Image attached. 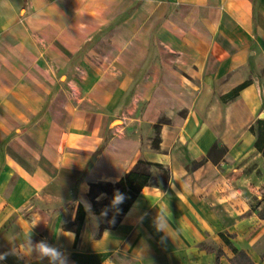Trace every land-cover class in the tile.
<instances>
[{"label":"crops","instance_id":"1","mask_svg":"<svg viewBox=\"0 0 264 264\" xmlns=\"http://www.w3.org/2000/svg\"><path fill=\"white\" fill-rule=\"evenodd\" d=\"M257 12H264V0H0V254H7L0 264H60L40 256L35 245L41 241L58 249L64 264H187L174 251L215 225L188 178H171L172 201L147 185L115 227L97 231L87 214L88 182H117L139 159L133 156L140 142L109 136V108L127 98L153 41L157 54L132 101L141 99L142 88L151 90L153 124L160 112L188 108L187 118L173 117L159 130L160 143L176 136L183 145L173 150L178 163L187 169L202 153L204 140L197 137L206 129L218 134L208 120L215 113L229 130L243 128L239 141L264 158L249 131L264 117V14ZM173 64L196 73L191 97L187 84L170 96L173 84L163 77ZM245 81L236 98L221 100ZM235 152H242L239 142L215 140L206 162L217 165ZM213 177L215 170L207 168L200 183ZM75 190L66 207L48 203ZM185 198L189 206L182 209L177 199ZM79 203L87 212L75 243L74 231L63 224L75 220ZM220 233L253 264H264V250L253 239L238 247L223 230L217 237L232 256L220 262L223 251L208 248L194 252V264H233Z\"/></svg>","mask_w":264,"mask_h":264},{"label":"rangeland","instance_id":"2","mask_svg":"<svg viewBox=\"0 0 264 264\" xmlns=\"http://www.w3.org/2000/svg\"><path fill=\"white\" fill-rule=\"evenodd\" d=\"M257 14H264V12H257ZM254 29L256 32L257 23H254ZM154 34L155 33H153V39ZM255 36L256 33L254 37ZM142 46V43H140L139 53H141ZM256 49L257 44L254 40V44L251 46L253 55L256 52ZM156 54L157 43L153 41L150 43L149 57L143 62L139 69V73L136 75L132 83H130L126 92L127 98L125 97L126 99H124L125 101H119V103L114 102V104L110 105L109 111L113 116H111L109 123V136H117L126 140L135 139L140 142L139 150L136 151L133 156L135 161L138 158H143L163 163L164 170H166L165 173H167L168 177L164 178L163 170L152 169L153 181L149 185V189L154 191L158 190L159 192L161 191L166 199L172 201L177 197L168 192V189L172 185L171 178H188L189 184H191L193 191L196 193V198H199V201H201L213 215L215 222L214 227H209L208 230L205 229V231H200L198 239L195 237H189L188 244H184L183 247L179 246L180 248L177 249L178 253L177 250L174 251L175 256L182 254L186 259L187 264H194L191 258L192 255L197 253L196 251L204 252V249L212 248L214 250L221 249L223 251L224 255L220 258V262L221 260L229 259L232 254L217 237L219 230H223L227 234H233L234 238L232 240L236 242L238 247L243 241L253 239L254 242H256L255 245L260 247L258 251H261V249L264 250V158H262L261 155L257 156L258 154L254 149L251 150L245 146L246 142H244L243 139H240L239 141L238 138L242 135L243 128H231L229 130L223 125L221 117H217L216 113L212 114L213 117L208 120L212 122L214 128H217H215V131L218 130V134H214L209 129H206L201 136L197 137V139L204 140V150H202V153L198 154L194 159V162L188 163L189 166L187 169L178 163V155L173 152L174 147H183L176 136L168 137L163 143H160L158 149L152 147V140L159 135V131L158 133L155 132L152 128V117L147 115L152 104L151 90L149 88H142L141 99L137 102L132 101V95L138 84L140 85L147 75L148 68L155 59ZM172 67L175 70H168L165 67L166 70L163 82L165 80L170 83L172 82L174 89L169 91V94L175 99L177 93L182 91L185 84L191 87V82L196 83L194 79L196 73L194 71L187 72L179 69L174 64ZM262 73H264V69H262ZM193 91L194 89L192 87L189 88L188 96L191 97ZM207 107H209L207 109L208 111L212 105L209 103ZM167 113L160 112L159 115H164L169 120L168 123H165L167 125L173 124V117H176L178 119L177 122H180L181 118L185 119L189 115L188 108L178 109L174 107L172 108V112L168 111ZM115 120L120 121L118 122ZM113 121H115V123H113ZM162 134L166 135V132H161L160 135ZM159 137L161 139V136ZM194 137L195 135L193 138ZM215 140L226 146L231 144L235 145L239 142L240 146H242V152H235V154L231 153V155L228 154L224 161L217 165H213V162L211 163L210 161L206 162L205 153L207 147ZM186 144L187 143H185V145ZM215 155L217 159L218 153ZM236 158H241V160L237 161V163ZM201 164V170L198 169V172H192L193 169L191 168L200 166ZM207 168L215 170V177L210 179L207 184L205 183L202 185L200 183L201 176ZM186 186L190 185L186 184ZM75 195L76 190L65 200L59 201L56 199H50L48 203L60 207H66L68 204L73 203ZM104 195L105 193L99 195L96 199L99 201ZM155 200L157 199L155 198ZM177 201H182V209L189 206V201L186 198L185 200L177 199ZM72 209L73 205L68 207L66 213L67 217ZM87 214L89 216V221L96 231L101 225L106 223V214L99 216L93 214L90 210ZM260 257L261 260L264 261V255H260ZM201 264H214V261L212 259L206 261L202 260Z\"/></svg>","mask_w":264,"mask_h":264},{"label":"trees","instance_id":"3","mask_svg":"<svg viewBox=\"0 0 264 264\" xmlns=\"http://www.w3.org/2000/svg\"><path fill=\"white\" fill-rule=\"evenodd\" d=\"M249 84V81H245L237 87L230 90L228 93L222 95L221 100L223 102H228L231 99L237 97L239 91L243 89L244 86ZM169 120L161 115L157 122L152 124V128L155 132L158 133L160 130V126L162 124L168 123ZM249 131L255 136L256 141L254 146L258 152H261L264 155V117H258L251 125L249 126ZM159 135L156 136L152 140V147L154 149L159 148L160 144ZM152 169H161L164 171V178H167L168 175L166 170H164L163 164L160 162H153L147 159L139 158L132 167L126 171L117 182H109V181H98V182H88V199L92 202V206L90 207V211L95 214L102 216L106 212V223L101 225L100 229L104 228H113L115 227L121 219L122 214H124L135 201V198L139 195L144 187L150 185L153 181ZM116 190L124 193L127 197L123 204L117 205V208H113L111 206V199ZM105 193L104 197L101 200H97L96 198ZM87 212V208L81 203L78 204L75 212V220L72 222H67L63 224V227L67 230L74 231L75 233V243L78 240L80 229L82 228L83 222L85 220V215ZM221 238L226 241L232 252L234 257L232 259L233 264H253L243 251L238 250L232 247L229 240H227L223 233H220Z\"/></svg>","mask_w":264,"mask_h":264},{"label":"clouds","instance_id":"4","mask_svg":"<svg viewBox=\"0 0 264 264\" xmlns=\"http://www.w3.org/2000/svg\"><path fill=\"white\" fill-rule=\"evenodd\" d=\"M126 198L127 197L125 196L124 193L120 192L119 190H116L113 194L112 199H111V206L113 208H117V210H118L119 207H116V206L123 204L124 201L126 200ZM105 214H106V212H105ZM156 227L158 230H161V231H163L165 228V224H164V222L161 221L160 218H158V222H157ZM69 235H71V234H69ZM35 249L39 252L41 257H48L50 259V261H52V262L59 260L60 264H64V259L62 258V253L58 249H56L55 247L48 246L46 243L41 241L35 245ZM27 251L29 253H31V251H32L31 241H29V247H28ZM6 256H7L6 253L0 254V260H4L6 258Z\"/></svg>","mask_w":264,"mask_h":264}]
</instances>
